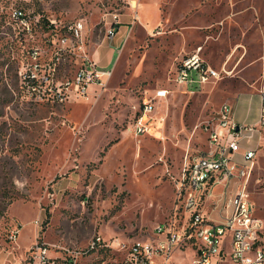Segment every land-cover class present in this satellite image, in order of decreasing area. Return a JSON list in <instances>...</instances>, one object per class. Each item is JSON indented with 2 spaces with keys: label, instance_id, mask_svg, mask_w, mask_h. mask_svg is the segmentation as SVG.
Here are the masks:
<instances>
[{
  "label": "rangeland",
  "instance_id": "374dc122",
  "mask_svg": "<svg viewBox=\"0 0 264 264\" xmlns=\"http://www.w3.org/2000/svg\"><path fill=\"white\" fill-rule=\"evenodd\" d=\"M129 1L0 0V264H41L33 257L38 245L50 260L62 258L87 250L96 236L158 243L169 229L156 226L183 217L178 186L186 164L209 148L204 124L223 103L245 116L250 97L259 98L248 91L264 77V0H136L139 9L130 11ZM128 13L134 24L110 75L84 98L57 99L56 88L110 44L109 28ZM78 22L82 37L71 38L67 28ZM196 53L220 76L197 88L177 84L176 69ZM30 71L43 81L35 91L24 80ZM162 90L166 96L156 97ZM258 156L248 192L264 233V153ZM100 245L80 264H115L116 254ZM193 258L189 244L166 264Z\"/></svg>",
  "mask_w": 264,
  "mask_h": 264
},
{
  "label": "built area",
  "instance_id": "2783aa9c",
  "mask_svg": "<svg viewBox=\"0 0 264 264\" xmlns=\"http://www.w3.org/2000/svg\"><path fill=\"white\" fill-rule=\"evenodd\" d=\"M12 15L18 20L24 19L22 10H15ZM51 27L54 36H58V28L53 22ZM83 28V23L78 22L69 26L67 31L71 38L79 39ZM116 32V27L111 26L109 38H113ZM69 39L62 37L61 41L65 44ZM109 75V71H102L86 56L73 82L63 88L57 87L55 96L65 101L70 98L67 94L70 92L76 98H84L90 85L102 84ZM194 75L198 77L197 81ZM207 75H214V78L220 76L218 71L205 65L196 53L185 57L184 64L176 69L174 80L185 86L195 83L204 85ZM24 80L33 91L41 88L43 83L33 71L26 72ZM69 86H72V90H69ZM166 93L167 90L157 91L156 97H164ZM152 109L151 102H146L137 124L139 132L145 131L143 120ZM204 130L209 148L186 164L178 186L177 210L183 217L167 227L156 226V232L169 229V236L162 237L160 243L105 240L96 236L87 250H66L69 254L65 257L50 260L47 248L38 245L33 257L41 264H80L79 258L91 253V245L103 244L110 246L111 253L116 254L115 264H166L177 247V240H184L187 245L191 244L194 251L191 264H208L211 256H218V264H264L263 222L256 216L248 192L254 174L250 173V163L257 162L260 152L264 153V143L261 142L264 138V94L256 126L239 125L234 117L233 105L223 103L216 116L204 124ZM256 137V145L243 150L242 141H253ZM222 223H230V230H222ZM19 232L20 227L12 228L7 233V241L16 243ZM142 253H149L148 262H141Z\"/></svg>",
  "mask_w": 264,
  "mask_h": 264
},
{
  "label": "crops",
  "instance_id": "0c3cea01",
  "mask_svg": "<svg viewBox=\"0 0 264 264\" xmlns=\"http://www.w3.org/2000/svg\"><path fill=\"white\" fill-rule=\"evenodd\" d=\"M129 3H130L129 11L133 10V8L139 9V7H140V4L138 3V8H136L135 5L133 4V0L129 1ZM127 15H128L127 20H124V21L117 20V23L119 24V26H118L117 32L114 35V37L113 38L111 37V39H110L112 44H111V42H110V44H108L109 42H107L105 40L100 45V47L96 49V51H95V53L93 55V58L90 57L96 63L98 68L101 69L102 71H105V72L109 71L110 72V69H112V65H113L114 54H115L117 48L122 44L124 39L127 37V35H128L127 33L129 32L130 25L132 26L134 24V19H133L132 13H130V14L128 13ZM115 17H117V16L115 15L114 19H115ZM137 18H138V15H137ZM132 19H133V22L130 21ZM123 29H124L123 37L118 42L114 41V39L120 34L121 30H123ZM207 66L212 68V69H214L210 65H207ZM194 78H195L196 81L198 80V77L195 76V75H194ZM262 78L264 80V77H262ZM263 80H262V82L260 84H258V89L256 88L255 84H252L251 88L253 90H249L248 91L250 93H254V91L258 90L259 91V98L254 100L253 96L250 97L251 101H254V103L252 102V104L249 106L247 115L243 116V115L237 114L236 111H235V106L233 107V109H234V117H235L236 122H238L239 124L241 123L243 126L253 127V126H256V124L259 121L260 110H261V107H262V95L264 94ZM201 86L202 85H200L198 83H195V84H191L189 87L190 88H197V87H201ZM255 139H256L255 141L253 140V141H249V142H247L245 140L242 141L243 150L244 149L253 148L256 145V142H257L258 138L256 137Z\"/></svg>",
  "mask_w": 264,
  "mask_h": 264
},
{
  "label": "bare ground",
  "instance_id": "6f19581e",
  "mask_svg": "<svg viewBox=\"0 0 264 264\" xmlns=\"http://www.w3.org/2000/svg\"><path fill=\"white\" fill-rule=\"evenodd\" d=\"M133 4L136 6L137 5V1L133 0ZM139 18H141L140 20H142L143 18L141 16H139ZM185 60H183L180 63L179 68L182 66V64H184ZM214 77V75H207V79ZM256 167V162H251L250 163V173H253L254 169ZM222 230H230V223H222ZM169 235H167L168 237ZM158 243H160V241H158ZM100 244H96V245H92L93 249L96 246H99ZM187 245L186 242H184V240H177V247H175V249H181L183 246ZM102 246L101 248H108L111 249L110 246L108 245H100ZM100 248V249H101ZM105 250V249H104ZM94 251V250H93ZM104 252V251H103ZM108 252V251H107ZM218 259V256H211L210 258H208V264H216V261ZM149 261V253H142L141 255V262H148Z\"/></svg>",
  "mask_w": 264,
  "mask_h": 264
},
{
  "label": "trees",
  "instance_id": "16d2710c",
  "mask_svg": "<svg viewBox=\"0 0 264 264\" xmlns=\"http://www.w3.org/2000/svg\"><path fill=\"white\" fill-rule=\"evenodd\" d=\"M52 28V27H51Z\"/></svg>",
  "mask_w": 264,
  "mask_h": 264
}]
</instances>
